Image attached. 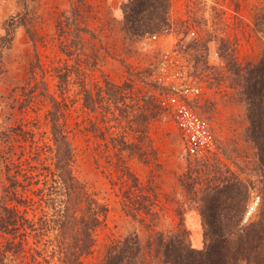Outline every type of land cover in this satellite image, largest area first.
<instances>
[{"label": "rangeland", "instance_id": "1", "mask_svg": "<svg viewBox=\"0 0 264 264\" xmlns=\"http://www.w3.org/2000/svg\"><path fill=\"white\" fill-rule=\"evenodd\" d=\"M123 1L0 0V193L8 182L6 173L14 174L21 165L33 160L37 167L33 183L24 185L26 182L19 175L23 181L21 186H26L21 188L27 199L11 204L16 205L19 215L41 223L42 210L46 209L41 194L50 191L47 186L52 185L48 170L53 167L55 147L49 118L51 98L67 101L64 118L70 127V136L78 126L87 127L85 134L78 132L73 137L79 158L73 164L74 173L107 206L103 222L95 230V245L82 257L83 264H102L105 247L113 240L136 232L144 242L150 228L165 232L174 229L180 221L178 212H182L191 244L203 248L205 234L200 202L192 197L196 190L181 184L188 179L184 172L191 161L213 162L217 182L224 180L219 184L227 180L224 184L231 186L237 180L242 183L241 189L248 190L243 223L255 221L263 205L264 161L247 136L245 97L232 64L237 62L244 68L260 58L264 32L255 23L254 12L263 16L264 0H171L170 24L142 36H131L123 28L120 8ZM65 13L71 23L70 55L61 49L57 25L60 15ZM23 17L28 26L34 24L33 28L42 37H30L22 24ZM192 31L194 35L190 36ZM167 46L175 47L202 84L196 107L210 124L215 149L201 157L187 151L182 132L162 103L163 91L154 81L162 50ZM130 65L134 69L129 73ZM60 69L70 73L66 84L60 81ZM106 78L126 87L130 99L124 102L119 99V93L111 94L118 88L109 91L111 96ZM149 94L159 100L164 111L162 120L158 116L150 119L147 133L164 166L156 180L163 191L161 197L166 208L155 222L127 213L121 202L126 187L123 189L114 168L110 174L107 171L108 158L101 159L102 166L96 167L94 158L89 156L97 149L107 148L114 154V143L120 140L134 143L135 154L127 156L131 171L144 182L158 172L155 162L148 159L152 157L149 147L144 156H139L136 149L145 147L147 141L140 139L145 134L137 131L136 120L141 114L156 113L147 102ZM127 115L135 122V128ZM96 122L100 125L99 131L95 130ZM199 189L197 194H203L204 186ZM222 189L233 190V186ZM149 223L154 225L149 227ZM23 230L19 228L15 238L12 233H0V248H4L7 240L23 241ZM54 233L51 231L50 237ZM41 238L37 242V238L28 237L27 242L17 247V253L7 254L0 264L44 262L39 244L48 237Z\"/></svg>", "mask_w": 264, "mask_h": 264}, {"label": "trees", "instance_id": "2", "mask_svg": "<svg viewBox=\"0 0 264 264\" xmlns=\"http://www.w3.org/2000/svg\"><path fill=\"white\" fill-rule=\"evenodd\" d=\"M170 5L171 0H124L120 6L123 28L131 36H142L159 31L170 24ZM257 12H254L255 23L260 24V29L264 32V14L260 17ZM24 17L21 18L22 24L30 37L32 39L42 37L38 30L33 28L34 24L31 26L26 24ZM57 25H59L61 49L70 55L69 48L72 43L70 16L66 13L60 15ZM98 62L99 59L96 57V65ZM232 66L245 97L249 120L247 136L257 148L261 161H264V47L257 61L246 64L244 68L237 65V62ZM132 69L134 68L131 65L128 66L129 73ZM59 71L62 72V69ZM61 72H59L60 81L66 84L70 73L68 70ZM104 81L109 94L119 93V99L124 102L131 97L126 87H121L107 78ZM126 86L129 87L130 84ZM111 89L116 92L113 90L109 92ZM147 98V102L156 109V113L141 114L136 120L137 131L145 134L140 139L142 141L147 139L145 147L138 146L136 149L139 156H144L147 153L146 147H149L152 157L148 159L155 162L159 173H153L144 182L131 171L127 156L131 157L135 154L134 143L120 140V143H114V154L111 153L110 148H107L97 149L89 156L94 158L96 167L102 166L101 159L108 158L107 171L110 174L111 169L114 168L123 189L126 187L122 192L121 200L125 211L142 220L155 222L160 218L161 211L166 208L161 197L163 191L159 181L156 180V176L159 177L162 174L164 166L159 162L156 147L147 133L150 119L158 116L157 118L162 120L164 111H161V103L159 100L157 102L153 94H149ZM63 101L52 97V109L49 111L51 134L55 145L53 167L48 169L52 185L47 186L50 191L41 194V200H44L46 209L48 211L50 209L49 212L52 211V213L43 209L41 223L36 224L32 218L19 215L16 205L11 204L13 201L18 203L27 199V196L23 194L22 188L25 189L26 186H21L23 181L19 179L20 173L26 182L24 185L33 183L34 169L37 167L32 163L33 160L28 162L26 160L28 158L25 159L26 165L23 167L21 165L14 174L6 173L8 182L4 184L0 193V233H12L15 238L17 230L22 227L25 232L23 241L27 242L30 236L37 238V242L41 241L42 236L48 237L39 244L44 253V262L36 261V264H83L82 257L92 251L96 241L95 230L102 224L107 210L106 204L101 203L89 192L85 183L74 173L73 164L79 158L73 137L78 132L85 134L87 127L78 126L73 136H70L71 130L64 118L68 103ZM87 104L85 95L84 105ZM125 117L134 124L135 128L133 119H129L128 115ZM113 118L121 120L120 117L113 116ZM98 127L100 128V125L96 122L95 130ZM8 138L14 140L12 135ZM7 154L11 158L9 152ZM198 161L189 162L184 172L188 179L181 184L189 190H196L192 197L200 202L199 212L205 234L203 248L199 249L191 244L190 234L183 224L182 212H178L180 221L172 230L165 232L150 228V235L144 242L135 232L107 244L102 264H240L242 262L243 264H264V186L262 188L263 205L258 218L245 224L242 220L249 197L248 190L241 189L242 183L235 180L231 184L234 191L231 189L224 191L222 188H231V186L224 184L227 180L223 184L219 182L224 180L217 182L214 163L209 160L204 163ZM198 185L204 186V193L201 195L197 194L200 190ZM152 225L154 223L147 224L149 227ZM51 231L55 233L50 237ZM23 241L7 240L4 248H0V261H3L9 253H17V247L22 246ZM46 252L48 254H45Z\"/></svg>", "mask_w": 264, "mask_h": 264}, {"label": "built area", "instance_id": "3", "mask_svg": "<svg viewBox=\"0 0 264 264\" xmlns=\"http://www.w3.org/2000/svg\"><path fill=\"white\" fill-rule=\"evenodd\" d=\"M193 35L194 32H190V36ZM154 81L163 91L162 103L182 132L189 154L199 157L214 150L215 138L210 124L196 107L202 84L192 75L174 46L162 50Z\"/></svg>", "mask_w": 264, "mask_h": 264}]
</instances>
